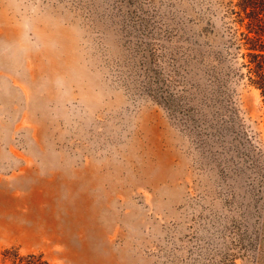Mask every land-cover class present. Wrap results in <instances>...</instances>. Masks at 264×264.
<instances>
[{
  "label": "rangeland",
  "instance_id": "1",
  "mask_svg": "<svg viewBox=\"0 0 264 264\" xmlns=\"http://www.w3.org/2000/svg\"><path fill=\"white\" fill-rule=\"evenodd\" d=\"M235 26L228 0H0V252L264 264V104Z\"/></svg>",
  "mask_w": 264,
  "mask_h": 264
},
{
  "label": "trees",
  "instance_id": "2",
  "mask_svg": "<svg viewBox=\"0 0 264 264\" xmlns=\"http://www.w3.org/2000/svg\"><path fill=\"white\" fill-rule=\"evenodd\" d=\"M228 13L236 25L233 31L236 40L232 38L231 43L245 49L241 53V65L248 82L259 90L264 104V0H228ZM0 254L11 258L13 264H35L25 262L27 257L18 256L16 252L5 250Z\"/></svg>",
  "mask_w": 264,
  "mask_h": 264
}]
</instances>
